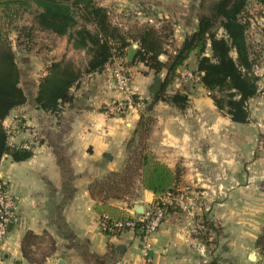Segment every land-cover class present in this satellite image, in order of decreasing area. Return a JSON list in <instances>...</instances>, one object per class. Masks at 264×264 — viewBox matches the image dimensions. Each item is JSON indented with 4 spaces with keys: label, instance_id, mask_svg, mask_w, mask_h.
<instances>
[{
    "label": "crops",
    "instance_id": "crops-1",
    "mask_svg": "<svg viewBox=\"0 0 264 264\" xmlns=\"http://www.w3.org/2000/svg\"><path fill=\"white\" fill-rule=\"evenodd\" d=\"M180 23L182 28L187 26ZM195 25L191 22V30ZM261 44L264 49V38ZM186 65L194 70V57ZM186 65L178 74L187 72ZM128 70L131 82L126 93L114 86L109 66L101 73L84 76L78 88L72 90V105L63 107L59 119L36 108L33 98L37 81L32 98L4 120L3 125L13 133L11 143L26 145L33 155L23 162H13L5 156L0 163V184L16 199V222L4 239L0 264H31L20 251L27 231L36 235L47 232L55 242V251L41 264H113L117 260L143 264V244L148 246V264L264 262L255 248L264 227V183L251 181L247 169L229 163L233 135L230 128L254 125L250 117L247 124H235L227 116L226 121L210 119L209 115L220 112L207 92L200 85L198 95L192 89L180 88L183 82L179 76L169 93L186 94L187 108L180 111L169 103L157 102L147 145L157 160L172 170L181 169L176 195L161 198L166 204L174 202L180 213L166 215L144 241L133 230L119 236L102 233L88 187L108 173L123 169L127 145L142 111V105L136 108L130 104L131 96L150 100L155 80L162 81L165 74L163 71L156 76L139 63ZM43 74L41 70L38 79ZM258 74L264 80V74ZM260 93L264 96V89ZM117 103L126 104L127 113L108 115L107 109ZM192 113L198 115L199 122ZM222 123L228 124L227 130L216 138ZM260 126L264 127L263 120ZM260 132L263 131H257L251 141L256 142ZM243 139L246 141V133ZM219 159L228 167L215 168L214 162ZM260 160L263 159L256 162ZM241 161L247 163L243 157ZM263 169L256 172L257 176H264ZM139 190L135 201L110 200L109 204L128 216L146 217L156 197ZM136 206L142 208L141 213L135 212ZM204 221L217 230L204 229L207 239L201 240L195 234Z\"/></svg>",
    "mask_w": 264,
    "mask_h": 264
},
{
    "label": "trees",
    "instance_id": "trees-1",
    "mask_svg": "<svg viewBox=\"0 0 264 264\" xmlns=\"http://www.w3.org/2000/svg\"><path fill=\"white\" fill-rule=\"evenodd\" d=\"M251 2L264 9V0H201L195 27L184 35L177 48L169 51L170 27L167 26L168 33H164L165 27L159 30L152 26L137 29L134 33L123 31L110 20L107 9L94 0H0L2 18L8 22L24 13L32 16L30 25L17 28L19 36L28 43L32 41L33 30H37L66 37L67 46L83 52L86 57L82 68L65 56L52 60L43 68L44 74L38 79L33 101L38 110L56 119L60 118L65 105H72V90L78 88L83 77L101 73L113 58H121L126 67L143 64L156 76L165 72L160 91L154 98L139 100L137 96H131L132 105L141 103L143 110L127 145L128 158L123 169L108 173L88 187L89 195L95 201V211L100 216L99 223L106 226L105 230L101 229L103 234L119 236L130 230L108 231L107 228L114 223L132 220L109 201L126 200L136 190V183L139 189L156 197L153 208L162 209L161 222L166 215L180 210L174 202L162 205L160 200L176 195L181 169L172 170L157 160L145 142L154 123L151 112L157 102L169 103L180 111L187 107L189 99L186 94L169 91L179 76V69L191 57L195 59L193 71L197 82L207 92L215 109L235 124L249 122V103L259 95L261 81L256 71L261 57L249 37L252 25L248 7ZM134 44L137 52L133 61L128 63L125 60L127 49ZM27 102L28 97L20 85L15 53L7 34L0 33V163L5 156L13 162H23L33 155L31 149L12 144L13 133L3 125L12 111ZM136 140L140 143L138 150L133 149ZM153 208L148 219L135 222L133 231L140 238L144 236L141 228L151 219ZM204 229L217 230L204 221L195 236L206 240L207 231ZM255 248L264 258V227L255 241ZM20 251L28 263L41 264L55 251V242L47 232L36 235L27 231L21 240Z\"/></svg>",
    "mask_w": 264,
    "mask_h": 264
},
{
    "label": "rangeland",
    "instance_id": "rangeland-1",
    "mask_svg": "<svg viewBox=\"0 0 264 264\" xmlns=\"http://www.w3.org/2000/svg\"><path fill=\"white\" fill-rule=\"evenodd\" d=\"M96 4L105 7L109 12L110 20L118 25L123 31L134 33L137 29L145 26H152L159 30L166 28L164 33H168L167 26L172 30V35L168 37V49L172 51L180 45L181 39L186 33L191 31V22H196L197 7L201 0H94ZM251 18V29L249 33L250 41L254 49L260 55V64L257 67L258 73L264 74V49L261 44L264 38V9H262L255 2H251L248 7ZM32 16L29 13H24L18 19L8 22L2 18L0 12V33L7 34L11 43V47L15 53L16 63L20 71V85L26 93L28 100L32 98V91L38 81V74L43 70L44 66L55 58L61 59L63 56L74 61L79 67H83L86 57L81 51H72L66 44V37H57L52 34L33 30L32 41L28 43L25 38L19 36L17 28L23 25L31 24ZM181 21L187 23L184 28L181 27ZM54 50V52H53ZM53 52V53H51ZM187 73L190 76H181L179 80L183 82L180 88L192 89L193 93L197 95L201 92L199 90L198 78L194 74L192 68L186 65ZM260 89H264V80H261ZM198 89V90H197ZM262 101H261V100ZM187 108V107H186ZM185 108V109H186ZM143 110V107L141 108ZM184 109V110H185ZM249 112L251 125L254 126H235L230 128L233 135L231 136L232 153L231 162L232 167H239L242 170L249 171V178L251 181L257 183L261 180L264 183V176H257L256 172L260 168H264V127L262 128L261 121H264V96L261 93L257 98H254L249 103ZM189 114V111L187 112ZM153 117V112H151ZM198 115L192 113V117L197 122ZM210 119L215 121H226V116L221 113L209 115ZM199 122V121H198ZM228 124H221L219 128L220 133L216 138H220L224 131L227 130ZM263 131L258 134V140L254 139L257 131ZM247 135L244 141V135ZM140 143L136 140L133 144V149L138 150ZM147 149V141L145 142ZM243 157L247 163H242ZM260 160L258 163L256 162ZM227 162L216 160L214 162L215 168L228 167ZM264 170V169H263ZM220 179L219 175L217 177ZM135 191L132 195L127 197L128 202L135 201L139 196L138 184H135Z\"/></svg>",
    "mask_w": 264,
    "mask_h": 264
},
{
    "label": "built area",
    "instance_id": "built-area-1",
    "mask_svg": "<svg viewBox=\"0 0 264 264\" xmlns=\"http://www.w3.org/2000/svg\"><path fill=\"white\" fill-rule=\"evenodd\" d=\"M110 71L112 80L114 82V86L120 92L126 93L129 91V86L131 82V74L128 70V67L124 65V62L121 58H113L110 62ZM183 76H190L189 73L183 72L180 74ZM130 104L132 105L131 101ZM141 103H136L133 105L134 107H140ZM127 105L123 103H117L112 105L109 109H107L108 115L113 116H124L127 113ZM24 148H28L26 145L23 146ZM162 202V200H160ZM166 204L162 202V205ZM15 209H16V199L11 195L7 190H5L4 186L0 184V257L2 251V245L4 243V239L8 234V225L16 222L15 217ZM151 212V211H150ZM150 213L146 217H132V220L126 221L124 223L117 222L112 225V227L107 228L110 232H120L123 228H128L130 230H134L135 222H143L148 219ZM163 217V211L161 208H153V213L151 219L142 226L141 231L143 232L144 236L141 238L142 241L149 235L150 233L154 232L159 224L161 223ZM102 230L106 229V226L100 225ZM147 249L148 246L143 244L142 246V255L144 257L143 264H148L147 259ZM113 264H134V263H122L121 261L117 260ZM260 264H264L261 262Z\"/></svg>",
    "mask_w": 264,
    "mask_h": 264
},
{
    "label": "water",
    "instance_id": "water-1",
    "mask_svg": "<svg viewBox=\"0 0 264 264\" xmlns=\"http://www.w3.org/2000/svg\"><path fill=\"white\" fill-rule=\"evenodd\" d=\"M136 52H137V46H133V45L129 46L125 58L126 62L131 63L135 57ZM160 88H161V80L158 78L155 80L152 88L149 91V97L151 99L154 98L157 95V93L160 91ZM141 209L142 208L138 206L134 207L136 213H141L142 212ZM11 229H12V224H9L8 231H11Z\"/></svg>",
    "mask_w": 264,
    "mask_h": 264
}]
</instances>
